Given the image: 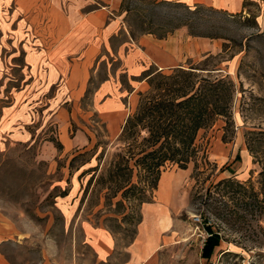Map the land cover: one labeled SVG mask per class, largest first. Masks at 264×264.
<instances>
[{
    "label": "rangeland",
    "instance_id": "obj_1",
    "mask_svg": "<svg viewBox=\"0 0 264 264\" xmlns=\"http://www.w3.org/2000/svg\"><path fill=\"white\" fill-rule=\"evenodd\" d=\"M194 8L123 0L117 11L122 29L110 43L114 54L93 68L83 97L71 102L62 97L66 88L34 80L26 63L24 28L14 31L13 6L0 4V122L16 117L15 127L23 134L13 138L0 129V252L9 263L119 264L136 235V219L145 215L148 220L152 203L163 201L166 222L160 220L157 249L148 264H264V218L248 214L243 222L224 223L212 214L206 196L207 187L230 175L258 187L260 165L246 148L244 133L264 130V0H247L234 14ZM167 31L175 65L155 72L182 67L203 76L226 75L236 91L233 125L225 128L219 117L200 130L195 160L185 169L166 163L154 190L142 176L139 181L132 161L125 162L128 149L116 135L138 97L133 102L125 96L121 109L109 107L112 111L104 113L92 96L104 80L123 89L131 86L132 77L116 56L125 40L157 38ZM147 89L144 84L142 92ZM116 111L120 120L113 117ZM128 178L144 187L151 202L135 200L139 187L127 193L130 198L122 196ZM208 225L221 238L206 258L202 247ZM93 228L114 240L107 262H97L88 245Z\"/></svg>",
    "mask_w": 264,
    "mask_h": 264
},
{
    "label": "crops",
    "instance_id": "obj_2",
    "mask_svg": "<svg viewBox=\"0 0 264 264\" xmlns=\"http://www.w3.org/2000/svg\"><path fill=\"white\" fill-rule=\"evenodd\" d=\"M180 2L187 6L203 5L228 13H239L247 0H164ZM122 0H0V4L13 6L14 31L24 28V42L27 46L26 63L34 73V80H42L44 87L59 84L66 88L62 97L71 102L81 100L89 84V76L108 53L113 55L110 43L116 32L122 29V20L117 14ZM92 4L93 7H90ZM12 19V18H11ZM169 37L154 38L151 34L137 40H125L117 49L116 56L126 67L132 84L123 89L120 83L104 80L93 93V103L102 112L123 107L122 98L127 96L133 102L147 84L142 74L146 69H163L175 65V49L167 42ZM145 59L152 62L146 64ZM165 60L162 63L160 60ZM152 63V64H151ZM43 73V75H42ZM114 114V112H113ZM119 115L118 111L115 115ZM128 115L125 116V119ZM114 119L120 120L121 116ZM123 119V118H122ZM125 119H123L125 121ZM18 119L7 118L0 122V129L11 133L10 137L22 136L15 127ZM123 121V123H124ZM123 125V124H122ZM122 125L118 126L120 133ZM63 145L62 140H59ZM70 145V144H68ZM174 178V175H173ZM172 178V179H173ZM171 193L168 204L171 201ZM163 201L152 203V214L138 225L134 239L126 248V258L119 264H148L157 249L160 220L165 223ZM88 245L97 262L112 258L114 240L109 233L97 228L89 230ZM0 264H11L0 252Z\"/></svg>",
    "mask_w": 264,
    "mask_h": 264
},
{
    "label": "trees",
    "instance_id": "obj_3",
    "mask_svg": "<svg viewBox=\"0 0 264 264\" xmlns=\"http://www.w3.org/2000/svg\"><path fill=\"white\" fill-rule=\"evenodd\" d=\"M199 6L203 5H194V11ZM169 33L167 31L157 38H165ZM155 71L148 68L143 72L148 89L138 92L136 108L125 119L118 137L128 149L125 162L129 164L132 161V167L138 169L139 181L142 176L143 183L145 181L144 184L154 190L160 179L161 167L166 163L185 169L190 161L195 160L199 152L196 138L200 130L212 126L219 117L224 119L225 128L233 125L231 111L236 91L234 81L226 75L203 76L191 68L182 67H175L166 74ZM244 139L254 162L260 165L258 187L255 188L251 180L241 182L230 175L206 189L212 214L224 223L243 222L248 214L256 220L264 218V130L249 129L244 133ZM138 187L141 192L134 196L135 200L151 202L144 187L129 178L121 186L122 196L130 198L127 193ZM141 220L139 215L136 224ZM206 228L209 235L203 244L202 256L208 258L221 236L209 225Z\"/></svg>",
    "mask_w": 264,
    "mask_h": 264
}]
</instances>
